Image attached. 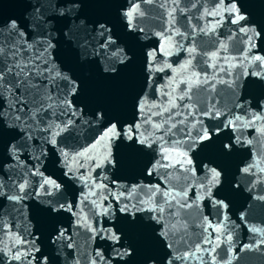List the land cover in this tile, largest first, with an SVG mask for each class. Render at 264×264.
Returning <instances> with one entry per match:
<instances>
[{"label": "water", "instance_id": "water-1", "mask_svg": "<svg viewBox=\"0 0 264 264\" xmlns=\"http://www.w3.org/2000/svg\"><path fill=\"white\" fill-rule=\"evenodd\" d=\"M31 2L35 3V0ZM228 2L229 0H225V3ZM29 3L30 0H0V22L12 19L21 23L25 22L31 11ZM136 3L139 4L144 15L138 16L135 20L136 28L130 29L123 12L128 10L129 6H134L133 0H83L81 19L85 21L87 27L94 28L97 22L106 23L112 29L111 35L116 40V45L111 47L123 48L132 58L131 63L124 68L117 81L105 79L102 62L97 64L93 60L90 70L87 65H81L76 54L70 50L63 38H60L57 50L53 54L58 57V62L68 63L70 67L78 70V74L85 81L86 98L91 103L90 108L103 109L106 118L96 122L89 112L84 117L87 123L78 121L75 127L69 128L57 137L58 148L50 144L45 145L46 156H42L40 161L33 159V154L29 152L21 155L27 168L35 165L45 177L61 184V188L53 190L51 196L44 195L37 186V182L42 181L43 177L25 176V179L29 181L27 191L32 192L33 195L23 201L27 208L19 213L11 212L9 205L10 215L4 217L6 225L0 232V249H2L0 264H20L11 260L7 247L12 246L10 236L14 238L16 235H25L26 227L33 235L39 237L37 245L50 257V264H65V257L57 253L56 246L51 243V237L55 235L54 228L67 229L68 234L73 235L76 243L81 245L82 251L92 253L94 250H100L105 260H111V264H117V258L112 251V241H102L99 238L94 241L87 239L92 233L85 227L76 225L77 217L72 213L61 210L59 213L50 214L44 211L49 205L42 201L47 200L63 204L70 203L73 205V210L77 212L83 209V215L88 217V222L93 226L96 221H100L104 227H110L112 222L118 224L127 236V240H124L122 236L121 242L134 243L140 249L141 254L134 258L135 264H141L145 255H162L160 245L154 239V230L159 231L160 226L150 219L154 215L151 211L136 212L135 223L124 221L122 217L125 214L119 211L116 212L112 222L107 216L94 214L99 213L101 209L96 208L92 203L93 200H96L97 204L103 202L104 206L111 203L113 209H117L125 201L121 200L118 203L114 197L120 192L127 194L137 185L140 186L137 189V195L145 199L147 197L144 193L156 186H159L161 190L173 189L174 192L187 193L186 200L192 207L182 209L180 213L181 217L187 219L189 225L190 244L188 246L191 247L196 242H200L201 248L206 251L198 253L201 259L193 258L185 264H264V171H261L264 169V135L257 131L260 127H264V121H257L251 127L239 129L225 127L227 119H231L233 115H240L242 119H247L242 110L233 106L237 97L240 100L252 102L248 117L253 112L259 113L264 110L256 103L257 100L264 99V80L251 74L254 70L260 69L255 65L250 66L247 61L240 66V61L247 53L248 47L244 34L238 31L239 25L228 22L227 14L224 15L223 23L216 27L215 32L205 35L198 31L200 27L213 25L214 18L204 15V11L212 9L216 0H178V3L174 0H153V3L136 0ZM236 3L240 6L241 13L248 18L247 22L242 23H247L249 27H254L261 33L255 41L256 47L249 55H264V0H236ZM193 4L196 7H192ZM173 9H175L173 12L175 23L171 25L169 21L172 17L168 13ZM193 26L196 27V32H193ZM137 29H143V31ZM176 29L184 35H177ZM165 36L169 37L175 45L168 47L170 55L163 54L166 46ZM221 42L227 44V52H220V56L228 57V61L221 59L220 66L229 67L231 63L238 65L230 68L231 76L210 67L215 62L209 59L211 52L218 51ZM181 44L184 46L183 49L179 47ZM192 46L197 48V52L193 54L195 59L192 60V68L187 73L181 72L180 65L185 64L189 59L186 49ZM154 49L160 50L156 55L158 61L156 68L163 70L149 74L145 70V62L148 59L146 53ZM168 64L172 67L168 68ZM192 71L199 72L201 75L206 72L209 77L215 75L216 81L221 78L235 79L238 74L240 76L236 81L239 87L235 90L224 83H216L214 92L193 89L196 93L193 99L201 102L197 107L202 106L205 98L211 96L220 101L217 107L225 115L216 119L196 117L203 120L204 125L210 129L211 139L198 142L189 151L192 165L185 164L181 167L180 164H176L174 168L157 166L155 170H152V164L156 160L168 164L175 163L179 159L172 151L174 145L158 142L151 148H143L139 145L129 147L133 142L123 140V142L115 141L112 144L113 158L117 160L114 166L107 164L103 168H93L92 162L87 161L86 158L77 157L79 164L83 166L70 161L73 171L68 172L60 155L61 149L68 152L70 157L75 156L77 152L83 151L85 147L94 143L106 128L108 119L117 118L125 123L131 121L133 118L131 102L137 92L141 95L147 93L152 103L162 107L167 106L168 97L164 95V92H172L171 87H166L170 79L176 76L178 83ZM245 72L248 74L244 75ZM185 87L184 84H180L176 95H179ZM233 91L236 95H233ZM176 102L183 105L187 103V100ZM174 111L184 114L187 112L183 107ZM182 118L183 116H180L175 119ZM193 119L188 117L186 121L189 128ZM213 126H218L215 133H211ZM173 131L176 132L175 129ZM192 135H196L194 129ZM9 136L10 133L7 131L3 133L5 141ZM237 136L241 137L243 143L236 142ZM3 139L0 138V161L4 158ZM169 139L184 140L185 137L177 133L176 136L165 137V140ZM248 140L252 143L248 144ZM229 145L231 147H228ZM137 148L142 150L138 151ZM161 148L169 149L171 161L161 159ZM186 148L185 144L177 148V151L186 150ZM245 167H250V172L244 173ZM209 169H215L220 173L217 182L209 184L211 179ZM25 170V167H17L15 172ZM149 171H152L151 175ZM81 175L88 177V180H82ZM103 176L107 179H103ZM0 177L5 179V183L9 182L4 172H0ZM13 179H19V177L14 176ZM93 181L97 184H106L107 189L91 187ZM91 191H97V196H91ZM37 192L40 193L39 196L35 195ZM104 196H107L106 200L103 199ZM84 197L88 198L85 200ZM177 199L181 198L177 197ZM156 200H160L159 194ZM132 203H135V199ZM144 207L147 208L149 205ZM165 216V222H170L167 213ZM216 227H219L220 231H215ZM205 228L207 231H204ZM229 235L231 240L228 239ZM205 237L211 241L210 244L202 243ZM26 238L31 239V236ZM246 245L248 247H245ZM179 248L180 253H183L184 246ZM213 248L215 251H212Z\"/></svg>", "mask_w": 264, "mask_h": 264}, {"label": "snow or ice", "instance_id": "snow-or-ice-1", "mask_svg": "<svg viewBox=\"0 0 264 264\" xmlns=\"http://www.w3.org/2000/svg\"><path fill=\"white\" fill-rule=\"evenodd\" d=\"M145 3H153V0H143ZM178 3V0H174ZM134 6L123 12V16L130 29L136 28L135 20L138 16H143L144 12L140 9L136 0H133ZM83 0H30L29 8L31 9L28 19L25 22H18L15 19L0 22V138L3 139V133H10L7 141L3 139V161H0V172H4L7 176L8 183L0 177V232L3 231L6 221L5 216L11 212L19 213L26 210L27 205L23 201L33 195L28 192L29 181L25 179L26 175H39L43 177L42 181L37 182V186L44 195L51 196L53 190H59L61 184L56 180L45 177L42 172L32 165L27 168L25 161L21 159V155L29 152L32 158L40 161L42 156H46L45 145H52L58 148L57 137L71 127H75L78 121L87 123L84 117L90 112L94 121L105 120V111L100 108H90V101L86 98L85 81L75 67H70L68 63L58 62V57L53 53L57 50L60 38L74 52L81 65H87L89 70L93 60L95 63L101 64L102 72L105 79L117 81L121 72L128 64L131 63V57L125 53L123 48L111 47L116 45L113 39L112 29L106 23L97 22L96 27L88 28L85 21L81 19V9ZM163 7V5H161ZM192 7H196L195 4ZM172 12L168 15L172 17L169 21L174 25L175 18ZM227 14L228 22L239 25L238 31L244 34L247 42V53L243 55L240 66L247 61L248 64L255 65L259 71L254 70L251 74L258 76L264 80V55L251 54L252 49L256 47L255 41L260 37L261 33L257 32L254 27H249L248 18L241 13L240 6L236 0H216L212 9H205L204 15L214 18V23L210 27H200L198 31L207 35L209 32H215L216 27L223 23L224 15ZM220 17V19H215ZM143 31V29H137ZM197 29L193 26V32ZM177 35H184L176 29ZM251 33V35H250ZM162 35V33H157ZM166 41L164 55H170L168 47H174L172 40L165 36ZM183 49V44L179 46ZM159 49H154L146 53L147 60L145 62V70L151 74L153 71H162L156 68L158 61L156 60ZM186 51L189 59L185 64L180 65L181 72L187 73L192 68V60L195 59L194 53L197 52L195 46L188 47ZM243 51V50H242ZM220 52H227V44L221 42L219 50L211 52L209 59L215 60L210 67L216 69L217 72H223L231 76L230 68L238 65L231 63L229 67L220 66V60L228 61V57H221ZM204 55H208L204 53ZM207 63V61H205ZM168 68L172 65L168 64ZM175 71V70H174ZM248 73L245 72L244 75ZM179 75V73H178ZM239 74L235 79L225 80L221 78L216 81L215 75L209 77L205 72L201 75L199 72L192 71L185 78L176 82V76L170 79L169 85L172 92H164L168 97L167 106H161L157 103L149 101L147 93L141 95L139 92L133 97L131 102L132 120L125 123L117 118L108 119L106 128L102 134L94 141V143L85 147L83 151H79L75 156L69 155L68 152L60 150L63 157L64 166L68 172L73 171L70 161L79 164L76 159L86 158L92 162L93 168H103L107 164L115 165L117 160L113 158L112 144L115 141L127 140L133 143L129 147L137 145L143 148H151L154 143H170L173 146L172 151L175 152L179 159L175 163L163 164L161 160H156L152 164V170L157 166L163 168L175 167L180 164L181 167L192 165L189 157L191 151L198 142L211 139L210 129L204 125L203 120L196 117L204 116L211 119L219 118L225 115L218 107L219 100L206 97L203 105L197 107L200 101L194 100L196 93L193 89L204 92H214L216 83H224L233 90L239 85ZM215 81V82H213ZM184 84L186 87L176 95L179 85ZM233 95H236L233 91ZM177 100L187 103L180 105ZM250 100H240L237 97L234 107L244 112L247 119H242L240 115H233L231 119H227L225 127L239 129L240 127H251L257 121H264V110L259 113L253 112L248 117ZM257 106L264 109V99L256 101ZM183 107L187 110L186 114L180 111H174ZM153 109H156L155 111ZM183 116L182 119L176 120V117ZM160 119L157 120L156 118ZM188 117L194 119L188 127L186 121ZM183 125V127H178ZM176 130L174 132L173 130ZM196 135H192V130ZM218 126L211 128V133H215ZM257 131L264 135V127H260ZM177 133L185 137L184 140H165V137L176 136ZM237 143H243L240 136L236 138ZM248 144L252 141L248 140ZM187 146L186 150L177 151V148ZM228 147H231L229 145ZM137 150H142L137 148ZM161 159L171 161L168 148H161ZM38 153V154H37ZM79 166H83L79 164ZM17 167H25L24 172L16 173ZM194 171V169H189ZM250 167L243 169L244 173L250 172ZM264 171V169H261ZM211 179L209 184L218 181L220 173L215 169H209ZM152 171H149V175ZM168 175L167 173L165 174ZM18 176L19 179H13ZM82 180L87 181L88 177L81 175ZM107 179L106 176L102 177ZM114 183V181H113ZM203 186V185H202ZM91 187L96 189H107V185L103 183L92 182ZM140 186H134L127 194L120 192L114 197L119 201H125L122 206L113 209L111 203L104 206L103 202L97 204L96 200L92 203L96 208L101 209L96 215L107 216L109 221H113L116 212L124 213L122 217L127 223H135L136 212L151 211L154 213L151 220L160 226L159 231H155L154 239L160 245L162 255L152 256L145 255L141 264H185V262L195 259H201L198 253L206 251L201 248V243L196 242L189 247L188 222L186 218L181 217L180 210L192 207L191 203L186 200L187 193L174 192L173 189L161 190L159 186L149 188L143 198L137 195V189ZM159 194L160 200H156ZM39 196L40 193H35ZM91 196H97V191H91ZM180 197L181 199H177ZM88 197H84L86 200ZM104 200L107 196L103 197ZM135 199V203L132 200ZM184 200V202H181ZM49 205L44 211L50 214L59 213L61 210L72 213L77 217L75 223L78 226L85 227L92 235L89 240L99 238L102 241H112V251L117 258V264H135V257L141 254L140 249L131 242L122 243V236L127 240L123 229L112 222L110 227H104L100 221H96L95 226L88 222V217L83 215V209L79 212L73 210L72 204H63L53 202L51 200L42 201ZM219 203V202H218ZM144 205H149L145 208ZM170 218V222L166 223V216ZM206 219V218H205ZM30 227V226H29ZM211 227V225H209ZM25 235H16L12 238V246L7 247V252L11 256L12 261L20 262V264H50V257L41 251L37 245L38 236L33 235L29 228H25ZM55 235L51 237V243L56 246L55 251L65 257V264H111V260H105L100 250H94L92 253L82 251L81 245L77 244L73 239V235L68 234V230L64 228L55 229ZM204 231H207L205 228ZM215 231H220L219 227ZM31 236V239H27ZM231 240V236L228 237ZM202 243L210 244L211 241L206 237ZM179 246H184L183 253H180ZM245 247H248L247 245ZM71 249L72 251H67ZM166 249V250H165ZM194 249V250H193ZM2 251V249H0ZM212 251H215L213 248Z\"/></svg>", "mask_w": 264, "mask_h": 264}]
</instances>
